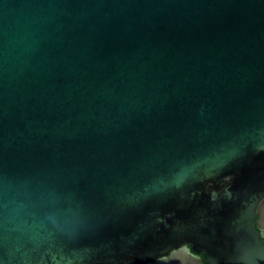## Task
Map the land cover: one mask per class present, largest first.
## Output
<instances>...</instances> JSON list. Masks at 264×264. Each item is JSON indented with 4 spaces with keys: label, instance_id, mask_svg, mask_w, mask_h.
I'll return each mask as SVG.
<instances>
[{
    "label": "water",
    "instance_id": "water-1",
    "mask_svg": "<svg viewBox=\"0 0 264 264\" xmlns=\"http://www.w3.org/2000/svg\"><path fill=\"white\" fill-rule=\"evenodd\" d=\"M263 197L264 0H0V264H264Z\"/></svg>",
    "mask_w": 264,
    "mask_h": 264
},
{
    "label": "flooded vegetation",
    "instance_id": "flooded-vegetation-1",
    "mask_svg": "<svg viewBox=\"0 0 264 264\" xmlns=\"http://www.w3.org/2000/svg\"><path fill=\"white\" fill-rule=\"evenodd\" d=\"M255 220L257 221L256 230L259 238L264 241V197L257 204ZM172 257H175L176 261L169 263ZM147 264H206V261L202 252L196 253L191 245L185 244L171 251L168 255Z\"/></svg>",
    "mask_w": 264,
    "mask_h": 264
}]
</instances>
